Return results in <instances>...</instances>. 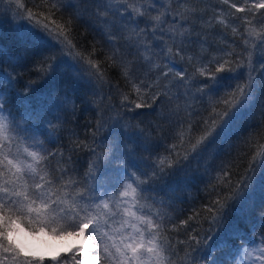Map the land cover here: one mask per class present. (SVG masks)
Returning <instances> with one entry per match:
<instances>
[{"label":"snow or ice","instance_id":"6c2138e0","mask_svg":"<svg viewBox=\"0 0 264 264\" xmlns=\"http://www.w3.org/2000/svg\"><path fill=\"white\" fill-rule=\"evenodd\" d=\"M88 2L93 6L95 22L85 19L77 0H33L32 8L25 0H0L4 9L0 15L10 13L24 21L20 25L21 46L14 52L0 47V60L12 69L0 72V264H44V257L26 251L15 238L21 225L33 233L44 229L53 234L87 233L89 250L76 248L59 264H176L174 258L179 252L169 233H179L181 228L190 235L187 241H177L185 246L179 264H198V258L205 264H226L224 257L227 264H264V234L257 243L233 224L217 238L215 246L209 243L234 210L239 214L250 205L254 192L264 195V101L257 122L250 121L257 96L253 72L258 48L264 57V14L256 20V14L264 9V0H243L242 6L221 0L235 10L230 13L233 20L243 22L241 50L233 41L219 50L220 55L207 60L203 48L198 56L184 53L185 46L192 42V28L184 24L197 15L191 0H175L181 5L176 9L173 0ZM245 12L251 19L236 16ZM141 20L145 27H140ZM206 23L213 24L212 20ZM215 23L225 29L231 26L223 11L217 14ZM80 24L87 25L84 33L77 32ZM89 30L90 49L83 42ZM231 31L236 35L238 28ZM97 45L105 53L108 66L119 70L127 90L108 79L102 61L96 58ZM176 57L187 60L194 71H177ZM165 59L168 63L161 64ZM30 64L39 78L55 81V74L63 72L67 79L62 84L66 86L59 94L55 87L42 94L34 87L37 81L24 82L17 71ZM64 70H70L71 75ZM19 83L25 84L24 93L14 98L13 112L5 104L12 103L11 93ZM193 84L199 85L195 94L191 92ZM82 87L93 96L104 87L110 91L114 87L120 106L128 112L153 108L157 101L167 104L169 110L162 119L171 124L170 132H161L159 140L144 136L143 130L128 137L145 152H158L163 141L171 139L172 143L163 145L166 154L156 155L143 170L134 158L135 149L130 150L125 141L111 133V140L106 138L97 144V133L106 123L102 112L98 113L90 141L81 140L76 133L69 137L67 157L63 150L44 149L37 136H47L48 132L39 122L69 103L75 115V101L69 92ZM181 98L185 100L183 105L178 103ZM205 98L206 106L188 102H203ZM64 122H68L66 117ZM81 151L89 152L92 159L83 178H74L70 175L75 171L69 166L71 153ZM116 160L120 165L110 169ZM241 164H246L242 171ZM101 166L103 171L98 176ZM110 170L116 173L114 183L111 178L104 179ZM179 174L183 175L179 183L196 186L203 193V202L192 206L186 219L173 223L161 210L165 202L148 193L169 188L160 182ZM109 186L118 188V193L110 191ZM178 187L170 190L175 192ZM169 223L171 228L166 226ZM260 227L264 228V220ZM223 249L227 251L221 257L205 259ZM81 252L83 257L78 259Z\"/></svg>","mask_w":264,"mask_h":264},{"label":"trees","instance_id":"16d2710c","mask_svg":"<svg viewBox=\"0 0 264 264\" xmlns=\"http://www.w3.org/2000/svg\"><path fill=\"white\" fill-rule=\"evenodd\" d=\"M38 2V0H37ZM80 4L81 11L84 14L85 19H92L96 21V17L91 15L93 6L88 2V0H77ZM163 3H167V0H162ZM230 2L237 3L238 6H242L243 0H230ZM251 2H258V0H250ZM25 3L28 7L32 8L33 0H25ZM192 7H195L197 10V15L191 18V21L185 23V27L192 28V42L185 46L184 53L185 55L192 54L198 56L201 53V49H204L203 56L205 60L210 59L212 55H220V49L226 48L228 44H231L233 41L236 42L237 50H241L240 46L242 40L240 39V32H243V22L239 19L233 20L230 13L235 12L234 9H229L228 5L221 3V0H191ZM159 7V5H158ZM172 7L174 9L180 8L181 5L177 4L173 0ZM223 11L226 19L229 20L230 27L225 29L221 25L215 23V18L218 13ZM0 12H4V9L0 7ZM264 14V9L259 10L256 14V20L259 21L260 15ZM248 16L251 19V14L248 12L245 13H236L237 17ZM202 17V18H201ZM171 17L169 20L171 21ZM212 20L213 24L208 25L206 22ZM179 22V18H177ZM256 21H254L255 23ZM24 23L21 17L16 16L13 18L12 14L4 13L0 15V47L5 48L6 50L15 51L20 45V39L23 36V33L20 31V25ZM201 25H204L201 27ZM259 26V25H257ZM87 25L80 24L77 27L78 33H84ZM140 27H145L143 20L140 22ZM167 27V25H166ZM237 27L238 33L233 35L231 28ZM88 39H91V31L87 33V39L83 42L91 48V45L88 44ZM165 41H168V37H164ZM163 47V45H161ZM100 45H97V56L96 58L102 61V68L106 69V76L112 82L113 85L119 84L121 88H125V81L121 78L119 70L116 67H109L105 59V53L99 51ZM230 50V49H229ZM159 51V49H157ZM129 59H134V57H128ZM176 70L181 71L185 68L188 69V74H191L194 69L187 60H180L179 57H176ZM161 64L168 63V61L162 60ZM261 64H264V57L260 55V49L258 48L254 54V69L253 75L256 76L257 83V96L255 99L254 106L250 113V121L255 123L258 120L260 104L264 101V69L261 68ZM12 69L7 63L3 60H0V72H11ZM18 72L22 73L21 79L24 82L35 80L37 81L34 85L35 88L41 90V93H47L48 90L52 87L57 89V94L61 87L66 85L62 84V80H66L67 76L63 72H57L55 74L56 79L52 81L50 77L39 78L35 72L34 67L30 64L27 69H18ZM68 72V75H71L70 70H64ZM15 74V73H13ZM172 74H170L171 78ZM203 79V78H200ZM162 83H167V80H162ZM199 87L198 84H193L191 86V92L195 94L196 88ZM25 84L19 83L16 85L15 89L11 93L12 103L5 104L6 108H11L13 112L16 111L15 107V97L17 94L24 93ZM173 92L176 91L174 88ZM183 91V89H181ZM86 94V95H85ZM28 95H32V92H29ZM71 100L75 101L76 113L75 115L71 114L72 104L69 103L64 105L59 110H53L52 115H48L44 121H41V126L47 130L48 135L45 136L40 134L37 136V139L43 143L44 149L47 151H58L63 150L65 152V157L70 153L67 151V145L69 144V137L73 133H76L81 140L88 139L91 140V130L95 126V122L98 119V113L102 112L104 120L106 121L104 129L101 132L97 133L96 140L97 144H100L106 138L111 140L112 136H116L118 139L125 141L128 148L135 149L134 158L140 164V168L147 170L148 164H150L156 157V155L165 153L164 144L172 143L171 139H166L163 141L162 146L159 148L158 152H145L143 148H137L131 140L128 139L129 135L132 133H139L143 130V135L151 137L153 140L160 139V133H168L171 131V124L163 120V115L167 114L169 106L167 104L161 105L157 101L156 105H153V108H143L136 109L134 112H128L125 108H122L119 103V95L116 89L113 87L111 91L108 87H104L99 90L98 95L93 96L87 88H80L78 92H69ZM111 96V99L108 97ZM194 103L197 107L206 106V98L203 102L201 101H188ZM181 105L185 103L183 98L178 102ZM115 105V109L112 106ZM67 109V112L64 109ZM155 109V111H154ZM23 111V109H20ZM59 117V119H56ZM65 117L67 118V123H65ZM113 117L114 119H109ZM122 117V119H121ZM48 120H51L53 123L50 125L47 123ZM119 120V123L116 121ZM159 126V130L158 127ZM85 133H88V136H85ZM112 134L110 136L109 134ZM132 139H136L135 136ZM50 140H55L56 143H50ZM100 149H98L99 151ZM73 160L70 163V168H75L74 172L70 171V175L74 178H83L85 171L88 167V162L92 159V156L89 152L81 151L79 153H71ZM59 157L57 156L53 161L55 165L56 160ZM125 161L127 157L123 158ZM67 163V161H65ZM121 161L116 160L110 165V169H115L120 165ZM246 166V164H241V171ZM136 171V169H132ZM103 171V166H101V171L97 172V175H101ZM111 178L114 183L116 179V173L114 171H109L108 175L104 177L105 180ZM183 175L179 174L177 176H169L162 180L161 184H167L169 188H166L164 191H157L148 193V195L155 196L158 200H163L165 202L164 208L161 210L166 213L167 217L171 219L173 223H178L181 219H186L187 216L191 215V207L199 206L203 202V193L198 190L196 186L186 187L182 183ZM179 183V187H178ZM178 190L173 192L171 188H177ZM203 187V185H200ZM110 191H115L118 193V188H112L109 186ZM254 199H252L250 205L246 207L241 213L237 214L234 210L226 219L225 224L216 232V235L213 237V240L209 243L215 246L216 240L218 237L224 235L226 230L230 228L233 224L238 226L240 230L244 233H247L249 236H252L259 243V238L261 234H264V228L260 227V223L264 220V195L260 192L253 193ZM199 197V200L195 198ZM159 207V205H157ZM255 224V231L253 232V225ZM168 228H171V223L166 225ZM20 227L24 228L27 232L31 234L44 233L47 235L57 236L60 234H53L47 229H44L39 232H31L25 226L21 225ZM207 227V225H205ZM169 235L173 238V244L176 245L177 251L179 252V257H175L174 260L176 264H179L180 258L184 256V245L177 244L178 240L187 241L190 233L180 229L179 233L170 232ZM235 243H240V241H235ZM227 249L217 250L212 253L211 256L206 257V260H211L217 257H221L223 252ZM73 253H63L59 255L58 260L55 264H59L61 260L65 257L71 256ZM77 253V258L78 257ZM227 257H224V261L227 264ZM44 264H53V262L48 258L44 257ZM198 264H205V260L198 258Z\"/></svg>","mask_w":264,"mask_h":264},{"label":"rangeland","instance_id":"374dc122","mask_svg":"<svg viewBox=\"0 0 264 264\" xmlns=\"http://www.w3.org/2000/svg\"><path fill=\"white\" fill-rule=\"evenodd\" d=\"M20 233H25L24 235L30 237L32 239H34V241L36 242V245H41L42 248H36V247H27L24 246L23 244H21V246H23L25 248L26 251H30L31 253L35 254L36 256H42V257H48V256H52V255H61L63 253H73L75 251L76 248L79 247H83L85 248V250H89L88 249V244L90 243L89 239H86L85 236H87V233H85V236H76V235H68V234H60L57 236H53V235H47L44 233H36V234H31L29 232H27L24 228L21 227V231ZM18 236V235H17ZM17 236L15 237L17 239ZM55 238V239H54ZM61 238H70V239H74L75 242L65 248H57L52 240H56V239H61ZM95 254V253H93ZM78 257L79 259L83 257V252L78 253Z\"/></svg>","mask_w":264,"mask_h":264},{"label":"bare ground","instance_id":"6f19581e","mask_svg":"<svg viewBox=\"0 0 264 264\" xmlns=\"http://www.w3.org/2000/svg\"><path fill=\"white\" fill-rule=\"evenodd\" d=\"M24 234L23 233L18 234V236H17L18 242H20L21 244H23L24 246H27V247L42 248L41 245H39V244L36 245V242L34 241V239L31 238V236L28 237V236H26ZM85 237H87V236H85ZM52 242L57 248L61 249V248H65V247L73 244L75 242V240L74 239H70V238H61V239L52 240Z\"/></svg>","mask_w":264,"mask_h":264},{"label":"water","instance_id":"95a60500","mask_svg":"<svg viewBox=\"0 0 264 264\" xmlns=\"http://www.w3.org/2000/svg\"><path fill=\"white\" fill-rule=\"evenodd\" d=\"M54 256L57 258L56 261H52V260H51V258L54 257ZM58 257H59V255L48 256V258L53 262V264H55V263L57 262Z\"/></svg>","mask_w":264,"mask_h":264}]
</instances>
